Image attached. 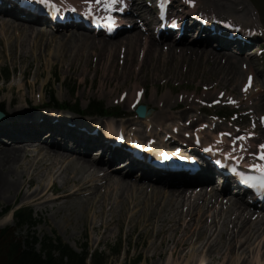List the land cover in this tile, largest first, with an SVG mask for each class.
I'll list each match as a JSON object with an SVG mask.
<instances>
[{
	"label": "bare ground",
	"instance_id": "1",
	"mask_svg": "<svg viewBox=\"0 0 264 264\" xmlns=\"http://www.w3.org/2000/svg\"><path fill=\"white\" fill-rule=\"evenodd\" d=\"M207 1L211 4L222 6L224 10L227 5H229L226 10L229 14H234L236 12V5L239 3L238 0ZM129 3L135 14L141 15L145 19L146 25H150V22H154L152 17L148 18L150 12L139 1L130 0ZM130 4L127 5V11L132 12ZM0 11L12 13L11 10L5 8H0ZM14 16L20 18L19 14L14 13ZM128 19L134 20L132 18ZM7 20L13 23L9 24ZM10 20L11 19L7 17L0 16V30L4 31L2 33L0 31V46L3 45L0 47V57L3 59L10 57L13 63L17 62V58L24 61L22 58L23 56H18V51H16L13 44L16 43L17 49L18 47L23 49V41L27 40L30 42L29 37L34 31V33L40 32V34L47 38L50 37L51 41L57 36L49 33L47 28L39 26L36 27V29L39 30H34V26L25 24L19 19ZM148 21L150 22L147 23ZM250 22L253 24L255 23L254 19H251ZM157 24H159L158 21ZM124 26H126V24ZM131 26L132 30L127 31L124 37H126V40L131 39L132 42H134V52L132 49H123L122 47L119 51L118 63L119 60L123 63V65L120 64L122 70H124V67H128L129 70H134V79L137 82H142V78H145V80L148 81L156 80L157 82L169 85L170 80L173 79L187 80L191 78L193 80H198L204 78V76L201 77L199 75V71H205V73L210 74L209 78L215 79L218 86L222 87L227 95H232L228 90L232 82L236 80L240 76V72H242L237 69V63L240 59L238 55L232 54L231 52L224 54L223 51L221 52L216 48V43L212 40L204 39L206 34H208L205 30L202 32L195 24H191L187 21V30L185 34L188 35L192 33L195 35V41L193 43H188L185 37L181 40H175L176 42L172 45L165 41L163 42V48L167 51V55L171 60L172 58H176V60L173 61L182 60V62L187 61L189 63L188 65L180 66L179 64L170 68L166 67L160 59H156V56H160V40L170 38L166 36V32L158 39L155 36H150L146 32H142L143 34L140 35L141 33L137 31L138 27L135 20L132 22ZM11 30L13 32L19 31L20 35L18 38L15 37V43L13 42L12 44L11 39H6L3 35L8 34ZM25 34H27V37ZM15 35H17V32ZM62 36V39H75L73 41L78 42V44L88 42L93 45V42L97 40H99V45L103 44L104 46L108 43L102 40L103 38L93 37L79 30H67V33ZM21 37L26 38L21 39ZM39 37H41V35ZM6 40L8 42V47H6L5 44ZM37 42L38 45L43 43L41 41ZM63 42L64 41L60 40V46L63 45ZM182 44H184L183 47H181ZM219 45L225 46L222 43H219ZM157 52L158 55H154V53ZM14 53H16L18 57H14ZM140 55L142 57L141 60H139ZM194 61L195 63H193ZM117 65L119 66V64ZM137 65L138 68H136ZM256 65L257 61L254 60V58L249 59V68L246 70V74L251 76V78H254L256 73L257 76L260 75L256 70ZM249 76H247V78L244 77L243 86ZM0 89H3V87H0ZM137 89L142 91L140 87L136 88V90ZM131 94L132 93H130V95ZM128 100H131L129 107H133L132 104L136 99ZM192 109L193 108L187 109L186 107L181 108L179 110L181 111L180 114L177 115L178 118H174L172 113L167 110L155 116L152 113V115L148 116L146 119H140V122L145 129L148 127L150 129L159 130V128L169 120L173 121L176 119L181 121L190 118L194 122L202 121L201 117L190 115L189 112ZM27 117L31 116L19 112L17 116H13V118H18L19 120L15 121V123L13 122L10 128L0 131V134L3 135L11 134V139H14V143L19 144L17 147H10L6 145V143H2L4 142L3 138L0 139V201L9 202L12 193L15 195L19 194L20 196L26 185V187L32 191L28 199H30L33 204H43L44 207H47V197L50 192H53L51 204L58 208L59 211L65 210L68 214L66 217L67 220L73 219L74 215L77 214L86 221L88 217L84 218L81 214L86 215L89 206L90 210L88 214L90 213L96 202V195L99 193V187L92 183H95L96 180H104V187L106 190L109 189L113 191V185H111V183H114L119 192L118 198L113 200V207L110 209H107V204L110 201L107 192L103 195L102 201H98V203H100V208L103 205V209L101 208L99 214L105 216L102 214H106L107 211H109L107 214L113 216L111 220H106L102 224L106 231L115 223L119 228L128 224L129 233L127 232V234L129 237L135 229H142L137 242H135L136 249L145 244L144 242L148 237H153L155 242L159 241V243L151 245L152 254L144 259L145 263L151 261V264H185L181 263L180 259L188 257L192 252H194V254L197 253V255H204V252L206 254L204 259L197 262V264H213L216 261L218 262L219 259H222V257L226 258L228 255L237 254L240 251L244 253L257 242H259L258 245L262 248L261 251L264 255V240L260 239V237L264 235V214L256 213L252 209H248L244 203L240 202L238 196L237 198L233 196H229L228 198H226V196L222 197L223 193L230 187L228 182H224L223 188L220 186L217 188L215 186L208 188V185H211L213 180V177L210 175V163L205 162L206 174L204 176L189 177V180L187 179L183 185L170 184L171 181H175L173 178L163 177V172H158L157 170V172L153 171L147 168V165L137 164L136 161L133 162L131 159L123 161V167L116 165L119 159L118 151L107 147L105 142H102L100 138L95 139L93 136L90 137L87 134H77V131L69 130L68 128L66 130V125L64 123L54 125L52 122L48 121L43 124L35 121L34 125L30 126L23 121ZM63 120L62 118L59 121L62 122ZM107 122L109 123V121ZM134 122L135 121H133V123ZM96 125L97 123L90 125L89 129L91 126L96 129ZM123 127L126 126L123 125ZM213 127L214 128L211 126L208 130L212 133L213 139L215 140L216 134L222 130L218 126ZM113 131L114 130L109 129L107 140H110L112 135H116ZM120 133L124 135L125 132L118 131V134ZM155 134L158 135L160 133L155 132ZM43 135H46L48 140L50 139L49 141H51L50 143L47 142V145L38 141H27V139L33 137L42 139ZM31 145L45 146L43 150L39 149V151L43 153V157L29 162L31 168L27 171L18 172L20 166L22 167L21 160L30 159V154L26 150V147ZM95 148L97 149L96 153H99L101 159L98 162L92 161L87 156V153ZM214 157V159L219 160V158H221V153L215 152ZM102 160H105L107 164L115 162L112 169H107H115V172H107L102 177H96L101 168L99 165L102 163ZM136 167H139L140 170L145 173L141 177L138 176V178H144L150 170L153 173L150 174V176L155 180V183L150 181L146 183L144 179H141V183H137L128 179V176L132 174ZM41 168L45 169V177L49 175L52 176V179H48L49 183L46 185L42 183L38 184L36 179ZM15 176H18L19 180L15 178ZM176 176L185 178L183 175ZM58 179L62 180L60 188L55 187V182ZM150 185L152 187L148 189L147 187ZM81 193H83L82 196ZM184 203L187 208L179 210L180 206ZM115 205L118 206V220L114 218L116 214ZM216 207H219V209L217 208L211 222L208 223L207 218L210 217L209 213ZM131 208L139 209L138 212L134 211L135 214L137 213V217L128 214ZM102 226L93 228H102ZM196 245H199V247L196 248ZM193 248L196 249L193 251ZM231 260V258H228L225 264H246L245 259H242V262H234L236 261L235 259ZM186 264L192 263L187 262Z\"/></svg>",
	"mask_w": 264,
	"mask_h": 264
},
{
	"label": "rangeland",
	"instance_id": "2",
	"mask_svg": "<svg viewBox=\"0 0 264 264\" xmlns=\"http://www.w3.org/2000/svg\"><path fill=\"white\" fill-rule=\"evenodd\" d=\"M206 1L207 0H204V3L207 5H205L204 9L200 7L201 10L212 11L222 16L223 18H229V16L233 18L235 17L236 19H239L240 22L244 24V26L245 23L248 24V22H250L252 18H254V21H257V24L258 22H263L262 24L264 25V0H242L243 2L241 0H238L240 4L238 3L236 5V12L234 14H228L226 12L229 5H227L224 10L222 6H218L216 4H210L209 6V2ZM140 3L143 4L146 9L153 10L150 7L149 0H140ZM255 3L260 7L261 10L256 6ZM255 11H257L258 17H256L257 15ZM0 16L7 17L11 20L16 19L11 14H0ZM139 20L140 18L137 19V21ZM21 21L25 24L35 26L33 27L34 30H39L36 29V27L42 25L34 24V22L24 20ZM240 22L238 21V23ZM8 23L12 24L13 22L8 21ZM37 23L43 22L40 21ZM42 27L47 28L49 30V33L57 36L54 37L53 41H51L50 37L47 38L46 36L40 34V32L34 33V31V34L32 33L29 37L30 42L27 40L23 41V49H21L20 47H18L17 49V46L15 45V37L18 38L20 36L19 31H16L17 35H15L16 32H13L12 30L8 34H3L6 39H11V44L13 42L15 43L13 44L14 48L16 49V51H18L17 54L19 57L23 56L22 58L24 59V61L17 58V62L13 63L10 57L4 59L0 57V87H3V89H0V110L5 114L4 120L0 121V131L2 129L10 128V125H12L13 122L15 123V121H18L19 119L13 118V116H17L19 112H21L24 113V115L26 114L27 116H31L23 120L25 124H28L30 126L34 125L35 121L40 124L48 121L52 122L54 125L64 123L66 125V130L67 128H77L79 131H84L85 133L91 135L93 132L86 129L84 126L89 127V125L99 123L100 128L105 133L107 127L118 129V125L123 123L124 125L130 124V132L136 134L141 138L148 135L151 136L153 135V133L148 132V129L144 130L142 129V127H137L138 123H133V121L135 120L133 116L135 110H131L129 107V105L131 104V100L128 99H135L139 91L138 89L136 90V88L140 87V90H144L141 91L144 94V98L140 102V104L148 103V106L152 110L154 116L164 110H167L172 113V116L174 118H178L177 115H179L181 111H176L174 113L171 110L178 109L175 108V106L177 105L183 108L186 107L187 109H189V107H193L194 110L192 111L191 115L195 116L200 115V111L198 110H202V107H204L203 109L206 110L207 114L209 115H215L218 113L224 114V112H222V109L228 108L230 111L235 110L240 113V117L229 118L228 120L235 121V123H237L240 128L254 127L256 136L258 137H261L263 134V129H259L257 118L260 114L264 113V88L260 89L261 84H263L264 87V72H262L263 77L260 74L259 76H257V81H252L251 87H249L247 91H242V83L244 77L246 76V70L244 68V65L242 67L241 64L243 60H246L245 57L250 54V57L254 58V60L257 61L256 70L261 72L264 69L262 61L259 60L255 55L259 47L254 49L253 51H250V53L241 54L239 56L240 60L237 63V69L239 71L241 70L242 72H240V76L232 82V84L230 85V89L228 90V92L232 93V95L229 96L233 98V100L230 98L228 101H225V98L222 100V102H225L219 104L218 106H213L212 104H210V102L216 99L219 93L223 92V88L218 86V83H216L215 79L209 78L210 74L205 73V71H199V75L201 77L204 76V78L198 80H193L191 78H188L187 80L179 79L180 81L178 79H173L170 80V83L168 85L162 82H157L156 80L148 81L145 80V78H142V82H137L134 79V70H129L128 67H124V70H122L120 64L123 65V63L120 60L118 63V55L120 53V49H122L123 47V49H132L134 52L133 47H135L134 42H132L129 37L128 38L130 40H126V37H124L126 34L112 39L98 37L103 38L102 40L108 42L104 46L103 44L99 45V40L97 39V41H92L93 45L88 42H82L84 44H78V42L73 41L75 39H62V35L67 33L66 30L53 34V32H51V28H48L46 26ZM68 30L71 31L72 29L70 28ZM0 31L1 33L4 32L3 30ZM140 33V35L143 34L142 31ZM27 34H25L26 37ZM40 35L41 37H39ZM26 37H21V39H25ZM263 39L264 38L260 39L255 45H257ZM60 40L64 41L62 43L63 45L61 46ZM185 40L188 41V43L194 42V39H192L190 35L186 36ZM37 41H41L43 43L38 45ZM5 44L6 47H8L7 40ZM183 45L184 44H182L181 47H183ZM103 48L107 50H104ZM159 48L160 56H156V59H160V61H162V63L166 67L171 68L172 66L179 64L180 66L189 64L187 61L182 62V60L173 61L176 60V58H172L171 60L166 54V51L163 50V45L160 44ZM222 49L224 48H220V50ZM17 54L14 53L13 56L18 57ZM155 54L158 55V52L154 53V55ZM141 58L142 57L140 55L139 60H141ZM193 63H195V61ZM117 64H119V66ZM136 68H138V65ZM8 69L9 71H7ZM8 74L9 77L6 78L5 75ZM252 89H254V91H252ZM259 90L261 91L259 92ZM130 93L132 94L130 95ZM123 94H129L127 95L128 99H126V101L124 102L118 101V99L121 98ZM53 97L56 98V100H58L59 102L77 101L81 105V110L87 108L91 101L100 102L106 107L112 108L111 111H113V113H118L120 111V113L123 112L125 113V115H122L121 113L120 116L113 118L101 115L83 117L76 114L73 115L70 111L57 110L51 107L45 108V105L50 106L47 103L51 102ZM199 100H201V102ZM230 101H235V103H231ZM53 113L60 115L65 114L68 116L56 117ZM199 117H201L202 121H204V116ZM62 118L65 121L63 120L62 122H60L59 120ZM78 118L84 120V126L77 121ZM107 121H109V123ZM189 123L190 120L188 119H184L182 121H177L175 119L173 121H167L161 127L166 128V130H171L172 127H175L180 131L184 129L189 130L191 126L189 125ZM141 125L142 124H140L139 126ZM183 125L186 126V128ZM156 132H158L157 129ZM204 133L207 134V131L203 130L202 134ZM1 138L4 139V142L2 143H6V145L10 147H17L19 145L18 143H14V139H11V134H0V139ZM35 139L44 143V145H47V142H51L49 141L50 139L48 140V137L46 135H43L42 139L33 137L27 139V141L31 142L35 141ZM30 147H32L33 149H30ZM44 148L45 146L43 145H31L29 147H26V150L30 154V159L21 160L22 167L20 166L18 172L27 171L31 168L29 162L35 159L42 158L43 153L40 152L39 149L43 150ZM98 154L99 153H96V149H91L87 153V156L92 161L98 162L99 160H101L98 158ZM118 164L119 163H117V165ZM112 165H108L107 163H105V160H102V163L99 165L101 168L96 177H102L103 174L107 172L113 173L114 170H107L106 168H102L103 166L112 167ZM45 174V169L41 168L36 177L38 184L42 183L46 185L49 183V180L52 179L51 175L45 177ZM137 177V170H134L132 174H130L129 179L139 183L140 181ZM15 178L19 180L18 176H15ZM61 182L62 180L58 179L55 182V187L60 188ZM99 182L100 185H98ZM92 184L99 186V193L98 195H96V202L94 203V206L90 213L88 214L90 210L89 206L87 214H81V216H83L84 218L88 217L86 221H84V219L77 214L74 215L73 219L67 220V212L65 210L59 211L58 208L54 207L53 204H51V199L53 198V193L51 192L47 197V205L45 204L47 207H44L43 204H33L32 201L28 199L32 191L25 185L24 190L22 191V194H20V196L19 194L15 195L14 193H12L9 202L0 201V229L9 227L10 233L14 231L15 235L17 236H25L29 233V235H31L32 237H37L38 239H43L46 236L51 238L59 237L62 242L69 244L71 247L78 251L85 247H88L87 250H89L90 253H92L94 250H102L105 252L104 258H107V264H151V261L145 263L144 259L148 255L152 254L151 245L154 243H159V241L155 242L153 237H148L144 242L145 244L136 249L135 242H137L138 236L141 234L142 229H135L134 231H132V235L129 237L127 234L129 230L128 224H125L119 228L116 223L111 225L113 223L112 221V223L110 224L111 226L106 231L102 224L106 220H111L113 216L107 214L109 211H107L106 214L101 213L102 215H105L101 216L99 213L103 205L100 208V203H98V201L101 202L103 195H105V192H107L110 198V201L107 204V209H110L111 207H113V200L118 198L119 192L117 191L118 189H116V185L114 183H111V185H113V191H110L109 189L106 190V188L104 187V180H96L95 183ZM150 187L152 186L150 185L147 188L150 189ZM82 194L83 193H81V196ZM222 197L225 196L223 195ZM21 206H28V208L32 209L33 211L32 215L34 222L30 227H16L15 219L13 218V211ZM181 206L179 210L187 208L185 203ZM115 207L116 214L114 218L118 220V206L115 205ZM217 208L219 209V207H216L210 211V217L207 218L208 223L211 222L213 214H215L214 212L217 210ZM134 211L138 212L139 209L131 208L128 214L137 217V213L135 214ZM224 214L226 215V213ZM98 226H102V228H93ZM260 239L264 240V235L260 237ZM258 243L259 242L253 244V246L244 253L240 251L237 254L228 255L226 258L222 257V259H219L218 262L216 261L213 264H225L228 258H231L232 260L235 259L236 261L234 262H242V259H245L246 264H264V255L261 251L262 248L258 245ZM198 247L199 245H196V248ZM196 248H193V251ZM118 251L119 253H117ZM203 254L204 255H197V253L194 254V252H192L188 257L180 259V262L185 264L187 262L197 264V262L204 259L206 254L204 252ZM216 254L220 255L218 253ZM88 264H92L91 259H88Z\"/></svg>",
	"mask_w": 264,
	"mask_h": 264
},
{
	"label": "trees",
	"instance_id": "3",
	"mask_svg": "<svg viewBox=\"0 0 264 264\" xmlns=\"http://www.w3.org/2000/svg\"><path fill=\"white\" fill-rule=\"evenodd\" d=\"M8 77L9 74L6 75V78ZM90 107L97 112L106 113L98 103L92 102ZM14 219L17 228L30 227L34 222L32 209L27 207L16 209ZM83 251H75L59 237L46 236L38 239L29 233L17 236L14 231L10 233L9 227L0 229V264H86L88 253L86 249ZM103 257L102 252L95 251L92 254L93 264H106Z\"/></svg>",
	"mask_w": 264,
	"mask_h": 264
},
{
	"label": "snow or ice",
	"instance_id": "4",
	"mask_svg": "<svg viewBox=\"0 0 264 264\" xmlns=\"http://www.w3.org/2000/svg\"><path fill=\"white\" fill-rule=\"evenodd\" d=\"M39 2L41 4H45V5H52V0H39ZM95 2L97 4H100L103 2V0H95ZM116 3H118V0H108L106 7L111 8L112 5H115ZM189 3H194V0H189ZM59 10V9H57ZM73 11H75V9H73ZM89 13L91 14V9H89ZM108 23L114 27L115 26V20L112 17H109L108 19ZM229 27H232V25H229ZM251 83H252V78L251 76H249L248 78V83L244 86V90L247 91L249 87H251ZM223 95V94H221ZM218 102V101H216ZM231 103H235V101H230ZM261 122H264V117H261ZM255 126V125H253ZM224 135V134H222ZM230 135V134H229ZM253 135V133H248L247 136H239L237 135L235 137V139L232 141V143L235 145L237 141L239 140H246L249 137H251ZM197 143H199V139L197 138ZM242 150H243V146H241ZM259 151L258 152H253L250 153V155H253L254 157H256L260 162L258 163H254L249 165L250 167H252L253 169L257 170L260 175L259 176H244L243 173H240L237 171L236 167H231V171L233 173H236L237 175H240L242 177H244V179L246 180V182H249L252 184V187L256 188L259 187L262 191V193H264V143H260L258 145ZM209 151H212L211 148L208 149ZM235 152V148H233V153ZM229 156L232 157V159L236 160L237 163H240V158L234 156L232 153H228ZM165 158L167 157V154H164Z\"/></svg>",
	"mask_w": 264,
	"mask_h": 264
},
{
	"label": "water",
	"instance_id": "5",
	"mask_svg": "<svg viewBox=\"0 0 264 264\" xmlns=\"http://www.w3.org/2000/svg\"><path fill=\"white\" fill-rule=\"evenodd\" d=\"M139 112H140V115L141 116H144L145 115V109L143 107L140 108ZM3 117H4L3 114L0 112V119H2Z\"/></svg>",
	"mask_w": 264,
	"mask_h": 264
}]
</instances>
